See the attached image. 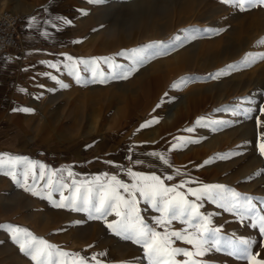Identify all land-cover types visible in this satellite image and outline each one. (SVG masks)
I'll return each mask as SVG.
<instances>
[{"label":"rangeland","instance_id":"rangeland-1","mask_svg":"<svg viewBox=\"0 0 264 264\" xmlns=\"http://www.w3.org/2000/svg\"><path fill=\"white\" fill-rule=\"evenodd\" d=\"M147 1L116 0L120 36L117 42L121 44L125 40L121 36L128 34L132 38L128 39L129 44L117 45L112 55L98 57H111L117 63L130 66L131 61L117 53L154 41H163L166 51L162 50L163 54L149 60L125 80L93 82L90 73L82 72V81L67 87L68 101L51 104L53 123L58 127L61 121H66L72 153L79 154L81 150L85 161L94 154L100 140H112L110 132H119L127 125L129 130H135L147 121L158 120L148 127L151 140L169 139L171 147L183 143L179 138L192 141L180 148L181 151L173 148L177 157L183 156L179 164H184L183 168L192 176L200 179L206 173L208 183L218 182L256 197L254 203L258 210L264 209V156L258 151L260 134L264 133V113L260 111L264 108V60L259 58L264 53V45L257 43L264 38V8L240 12L220 0ZM186 36L189 38L185 39ZM249 54L254 58L251 64L244 62ZM102 67L111 71L107 66ZM221 71L224 74L217 75ZM182 78L186 83L173 87ZM147 89L154 92L149 102H146ZM124 97L139 100L140 104L146 102V106L130 112L132 117L124 120ZM249 107L254 111L245 114L243 109ZM170 108L174 115L168 120L166 112ZM45 110L43 107L42 111ZM61 114L66 119L61 120ZM200 118L203 121L197 124ZM257 118L262 122L259 126ZM217 120L227 123H212ZM188 128L194 131L188 132ZM128 136L121 139V146L128 143ZM220 154L228 158L221 159ZM64 195H69L68 190H64ZM53 198L59 200V193H53ZM207 202V206H218ZM45 203L52 207L53 223L69 227L80 224V231L72 227L69 232L84 238L92 235L94 220L86 213L57 208L46 198L37 200V205ZM235 217L234 213L230 216L232 220ZM244 224L247 226L250 222L246 220ZM244 238L252 239L247 234ZM261 243L264 241L260 240L259 246L254 245L252 250L264 258Z\"/></svg>","mask_w":264,"mask_h":264},{"label":"crops","instance_id":"crops-1","mask_svg":"<svg viewBox=\"0 0 264 264\" xmlns=\"http://www.w3.org/2000/svg\"><path fill=\"white\" fill-rule=\"evenodd\" d=\"M115 6L116 0H107L104 4H91L89 0H0V7L13 9L22 15L18 28L19 46L0 54V153L26 156L47 165L49 169H70L76 174L74 178L77 180L91 179L108 173L131 182L126 172V169L131 168L138 172H155L162 178L172 175L173 180H165L169 186L179 184L182 180L189 181L180 189L185 193L188 187L218 184L208 183L205 179L206 173L200 179L192 176L190 171L183 168L184 164L182 166L179 164L183 161L181 158L183 156L180 158L176 156L169 139L151 140L148 127L129 130L127 125L119 132H110L112 140H100L94 148V154L84 161L81 150L79 154L72 153L66 121H61L58 127L53 123L51 104L68 101L67 87H61L60 83L69 86L77 82L63 66L67 63V56L74 58L108 56L113 54L117 45L129 44L128 39L132 38L130 34L121 36L127 42L125 40L120 42L121 44L117 42L120 36L117 31ZM65 19L71 20V24H66ZM42 61L60 63L61 66L59 69H53L48 63H41ZM82 72L83 66L81 75ZM43 73H51L57 79L53 80ZM153 93V90L147 89L146 102L151 100ZM124 100V120L132 117L130 112H136L137 108L144 109L146 106V102L140 104L139 100L131 101L126 98ZM25 107L34 111L30 113L14 111ZM43 107L46 109L44 112ZM92 112L96 113L94 108ZM173 115L174 111L170 108L166 112V117L169 120ZM59 117L62 120L67 116L61 114ZM95 128L91 130L96 131ZM124 136H128L129 141L121 146L120 142ZM153 152L164 155L169 163L164 164L162 160L149 155ZM137 160L143 163H135ZM109 161L111 163L106 166ZM177 169L180 175L176 174ZM63 176L64 182L68 183L69 179L71 181V178L67 177V172H64ZM40 186L43 187V182ZM188 198L194 199L190 195ZM39 199L42 197L32 195L16 186L10 177L0 174V225L5 226L0 227V264H34L11 240L7 230L9 225L26 228L35 236L49 241L63 251L78 253L88 258L90 262L91 257L96 255L102 264H148L142 246L114 235L107 228L105 220H94L91 226L93 233L90 237L71 234L69 231L72 227L80 231L81 225L69 227L67 224L53 223L52 207L46 203L43 206L37 205ZM209 204L214 203L209 201ZM207 205L208 202L205 200L200 211L211 216L210 227L220 228L221 234L229 237H245L247 234L257 241L255 246H259L261 238L257 229L251 228L250 224L246 226L237 217L232 220L230 218L232 213L219 206L213 208ZM139 208L143 218L154 225V217L160 213L143 199L140 200ZM106 219L111 222L116 219L115 214ZM184 227L179 221H173L172 228L180 230ZM247 232H250V235ZM174 246L190 250L192 248L183 241H177ZM177 259L185 258L178 256ZM205 259L209 264H248L226 253H211Z\"/></svg>","mask_w":264,"mask_h":264},{"label":"snow or ice","instance_id":"snow-or-ice-1","mask_svg":"<svg viewBox=\"0 0 264 264\" xmlns=\"http://www.w3.org/2000/svg\"><path fill=\"white\" fill-rule=\"evenodd\" d=\"M89 2L104 4L107 0H89ZM220 2L240 12L264 8V0H220ZM64 22L71 24V20L65 19ZM188 38L185 37V39ZM257 43L264 45V38ZM162 50L166 51L164 42L154 41L117 53V55L126 56L131 61L130 66L117 63L111 57L74 58L72 56H67V63H64L63 66L75 77L77 83L82 81L81 66H83V72L91 74L93 82L105 83L108 79L125 80L149 60L163 54ZM259 58L264 60V53L259 54ZM244 62L253 63L252 54H249ZM41 63H48L49 67L53 69H59L61 66L60 63L47 61ZM102 65L107 66V69L111 71H107ZM223 74L221 71L217 75ZM43 75L50 76L53 80L57 79L51 73H43ZM184 83L186 81L182 78L179 82L174 83L173 87L179 88ZM60 86L68 87L63 82L60 83ZM220 110L228 111L229 109H218V111ZM14 111L30 113L34 109L25 107L14 109ZM253 111L254 109L250 107L243 109L245 114ZM260 111L264 113V108ZM234 114L236 113L234 112ZM202 121L203 118H200L197 124H201ZM256 122L258 126L262 123L259 118ZM153 123H158V120L147 121L140 127L146 128ZM212 123L223 125L227 122L217 120ZM203 126L207 127V124H203ZM187 131L192 132L194 129L188 128ZM260 136L262 139L258 144V151L264 156V133H261ZM179 139L183 143L173 144L172 148H182L185 144L192 142L186 138ZM149 155L157 157L164 164L169 163V160L159 152ZM220 158L227 159L228 157L220 154ZM135 163L142 164L143 161L137 160ZM205 163H209V161H205ZM64 172H67V177L71 178V183L64 182ZM126 172L131 178V182H126L119 179L117 175L108 173H102L91 179L77 180L74 178L76 174L70 169H49L47 165L26 156L0 153V174L10 177L16 186L34 196L48 199L57 208L86 213L89 219L105 220L107 228L114 235L142 246L148 264H209L205 257L211 253H226L238 260H244L248 264H264V258H260V253L258 251L254 253L252 250L257 241L242 236L222 235L220 228L210 227L211 216L200 211L205 200L218 204L225 211L234 213L240 222L249 221L251 228L257 229L261 240L264 241V209L258 210L257 204L254 203L256 197L241 194L235 189L220 184H202L198 188L188 187L185 193L180 189L189 181L182 180L179 184L169 186L165 180H173L172 175L162 178L155 172L144 173L133 171L131 168L126 169ZM176 174L180 175L179 169ZM41 182H43V187L40 186ZM65 189L68 190L69 195H64ZM55 192L59 193V200L53 198ZM189 195L194 199H189ZM141 199L157 213H160L154 217V225L149 224L140 214ZM113 214L116 219L108 222L106 218ZM173 221H179L185 227L176 230L172 228ZM0 227L5 226L0 225ZM158 229H162V231ZM7 230L19 251L30 257L34 264H91V262L102 264L96 255L91 257L90 262L88 258L82 257L78 253L63 251L49 241L35 236L26 228L9 225ZM177 241H183L192 246L191 250L175 247L174 244ZM261 246H264V243H261ZM178 256H183L185 259L178 260Z\"/></svg>","mask_w":264,"mask_h":264},{"label":"built area","instance_id":"built-area-1","mask_svg":"<svg viewBox=\"0 0 264 264\" xmlns=\"http://www.w3.org/2000/svg\"><path fill=\"white\" fill-rule=\"evenodd\" d=\"M21 20L20 12L0 7V54L19 46L18 28Z\"/></svg>","mask_w":264,"mask_h":264},{"label":"bare ground","instance_id":"bare-ground-1","mask_svg":"<svg viewBox=\"0 0 264 264\" xmlns=\"http://www.w3.org/2000/svg\"><path fill=\"white\" fill-rule=\"evenodd\" d=\"M145 1H147V0H145ZM147 3H148V1H147ZM147 3H145V4H147ZM162 4H163V3H162ZM134 14H135V13H134ZM132 15H133V14H132ZM132 15H131V16H132ZM135 16H136V15H135ZM195 42H196V41H195ZM196 43H197V42H196ZM222 86H223V85H222ZM232 86H233V85H232Z\"/></svg>","mask_w":264,"mask_h":264}]
</instances>
